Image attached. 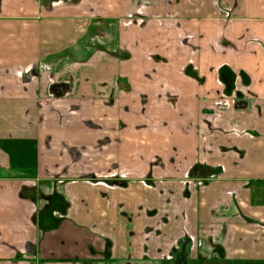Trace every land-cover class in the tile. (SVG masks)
<instances>
[{"label":"crops","instance_id":"crops-1","mask_svg":"<svg viewBox=\"0 0 264 264\" xmlns=\"http://www.w3.org/2000/svg\"><path fill=\"white\" fill-rule=\"evenodd\" d=\"M166 252L264 264V0H0V264Z\"/></svg>","mask_w":264,"mask_h":264},{"label":"flooded vegetation","instance_id":"flooded-vegetation-1","mask_svg":"<svg viewBox=\"0 0 264 264\" xmlns=\"http://www.w3.org/2000/svg\"><path fill=\"white\" fill-rule=\"evenodd\" d=\"M166 12H169V11H166ZM116 168H120V169H112L111 171H108L104 174H94V178L95 180H115L117 181L118 183L120 184H124L125 182L131 180V178L129 177V174L123 170L124 168L122 167H119V166H115ZM122 172L124 173V175H120L119 172ZM117 172V173H116ZM148 179H142L140 182L141 183H145ZM185 184H189L190 182L193 184V186L196 185V187L198 188H201L204 184V180L202 178H198V179H195V178H189L188 175L185 176V180H184ZM184 183V182H183ZM189 186V185H188ZM162 232H164L161 228L158 230V229H153V233H155L156 235H159V234H162ZM171 255L166 252L163 256V258H170Z\"/></svg>","mask_w":264,"mask_h":264},{"label":"rangeland","instance_id":"rangeland-1","mask_svg":"<svg viewBox=\"0 0 264 264\" xmlns=\"http://www.w3.org/2000/svg\"><path fill=\"white\" fill-rule=\"evenodd\" d=\"M165 15H166V17L168 18L167 14H165ZM170 17H171V16H170ZM231 92H232V91H231ZM231 92H230V94H226V96L228 97L227 99H228V100H231V101H235V100H234V99H235L234 97L237 96V91H236V92H233V93H231ZM231 101H230V102H231ZM162 261H163L162 264H170L166 258H163ZM172 264H173V263H172Z\"/></svg>","mask_w":264,"mask_h":264},{"label":"built area","instance_id":"built-area-1","mask_svg":"<svg viewBox=\"0 0 264 264\" xmlns=\"http://www.w3.org/2000/svg\"><path fill=\"white\" fill-rule=\"evenodd\" d=\"M233 92H235V91H233ZM223 96L226 97L225 95H223ZM119 173H120L121 176L124 175V173H122L121 171Z\"/></svg>","mask_w":264,"mask_h":264}]
</instances>
